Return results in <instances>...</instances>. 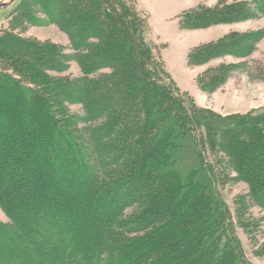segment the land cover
I'll return each instance as SVG.
<instances>
[{
    "label": "trees",
    "instance_id": "1",
    "mask_svg": "<svg viewBox=\"0 0 264 264\" xmlns=\"http://www.w3.org/2000/svg\"><path fill=\"white\" fill-rule=\"evenodd\" d=\"M251 1L200 4L180 27L264 15V0ZM38 13L73 53L21 36ZM148 32L133 0H22L11 13L0 31V264H251L218 190L235 173L249 187L237 202L264 209V108L222 117L199 107ZM263 37L232 31L187 63L245 58ZM72 61L81 75H61ZM238 66L209 67L196 82L213 93ZM185 147L197 167L183 177L174 165Z\"/></svg>",
    "mask_w": 264,
    "mask_h": 264
},
{
    "label": "rangeland",
    "instance_id": "2",
    "mask_svg": "<svg viewBox=\"0 0 264 264\" xmlns=\"http://www.w3.org/2000/svg\"><path fill=\"white\" fill-rule=\"evenodd\" d=\"M2 1L8 2L9 0H0V2ZM21 1L16 0L11 5L0 7V31L9 28L10 15ZM136 1L138 10L144 15L146 14L140 8L144 7V9L151 11L150 16L146 15L149 23V32L146 35L147 40L155 45L157 52L160 53L162 60L166 64L168 73L174 81L182 91L188 92L193 98L195 97L198 100L199 103L194 98L199 107L206 108L222 117H229L235 114L245 115L264 108V37L258 42L256 49L245 58L227 55L205 64L203 71L220 63H239V66L232 69L230 77L222 87L213 93L204 92L201 98L197 96L201 91L195 79L200 72V68L188 67V52L195 46L218 39L223 33V27L219 25L208 29L184 32L179 27L178 17L184 15L189 7H195L200 4L214 7L220 0ZM221 1L222 5L220 8L222 6L224 8V5L228 6L229 4H235L238 8H254L251 0ZM259 15L257 18L241 20L228 25L225 27V31L228 33L232 31H264V15ZM38 17L40 23L24 25L26 27L21 36L40 43L51 42L58 44L65 47L66 53H73L70 47V39L66 32L56 23L50 21L43 13H38ZM68 74L73 77L81 75L80 67L75 61H72L69 69L61 75ZM69 109L71 113L78 116L84 114L80 104L71 105ZM196 160L194 153L188 147H185L175 161L174 167L183 177H186L197 167ZM227 172H225V176L228 179L218 191L230 211L236 235L240 240L247 259L251 264H264V209L253 206L249 199L247 200L249 202L247 205H244V202H237L241 196L249 192V187L243 181L232 180V176H236V174ZM230 177L232 178L230 179ZM240 206L241 209L239 208ZM135 210L136 208L131 207L127 209L126 214H132ZM0 221L9 222L1 206Z\"/></svg>",
    "mask_w": 264,
    "mask_h": 264
},
{
    "label": "crops",
    "instance_id": "3",
    "mask_svg": "<svg viewBox=\"0 0 264 264\" xmlns=\"http://www.w3.org/2000/svg\"><path fill=\"white\" fill-rule=\"evenodd\" d=\"M135 2H136V4H137V1L136 0H134ZM211 1H215V0H211ZM206 4H208V3H206ZM209 4H211V3H209ZM139 7V6H138ZM196 7V6H195ZM192 8H194V7H189V9H186L187 11H189L190 9H192ZM147 16H150V14H151V11L150 10H147V9H144V7L143 8H140ZM148 13V14H147ZM181 17H182V15L181 16H179L178 17V21H179V27H180V19H181ZM222 27H223V33H222V35L219 37V38H221L222 36H224L226 33H228V32H226L225 31V27L226 26H228V25H231V24H220ZM215 26H219V25H214V26H211V27H215ZM211 27H208V28H211ZM181 28V27H180ZM208 28H206V29H208ZM181 30H183L184 32H188V31H192V30H196V29H182L181 28ZM218 38V39H219ZM217 40V39H216ZM213 41H215V40H213ZM203 44V43H202ZM196 47V46H195ZM194 48V47H193ZM192 49V48H191ZM190 49V50H191ZM190 52V51H189ZM188 52V53H189ZM187 57H188V55H187ZM166 65V64H165ZM187 65H188V63H187ZM204 66L205 65H200V66H189L188 65V67H191V68H195V67H198V68H200V72L198 73V74H200L202 71H203V69H204ZM197 74V75H198ZM171 76V75H170ZM197 77V76H196ZM196 80V79H195ZM178 85V84H177ZM181 89V88H180ZM200 93L197 95L198 96V98L200 97H202V95H204V92L200 89ZM195 98V97H194ZM195 100H197L196 98H195ZM197 102H198V100H197ZM199 103V102H198Z\"/></svg>",
    "mask_w": 264,
    "mask_h": 264
},
{
    "label": "water",
    "instance_id": "4",
    "mask_svg": "<svg viewBox=\"0 0 264 264\" xmlns=\"http://www.w3.org/2000/svg\"><path fill=\"white\" fill-rule=\"evenodd\" d=\"M16 0H9L8 2L7 1H2L0 2V7H3L5 5H11L12 3H14Z\"/></svg>",
    "mask_w": 264,
    "mask_h": 264
}]
</instances>
